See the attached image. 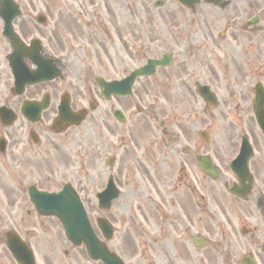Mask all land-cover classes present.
Here are the masks:
<instances>
[{
    "label": "flooded vegetation",
    "instance_id": "obj_1",
    "mask_svg": "<svg viewBox=\"0 0 264 264\" xmlns=\"http://www.w3.org/2000/svg\"><path fill=\"white\" fill-rule=\"evenodd\" d=\"M17 1L21 18L14 22L13 27L26 45L27 52H18L12 61L10 57L15 51L3 37V23L0 20V109L6 108L17 117L14 125L5 130L8 142L4 154H0V186L3 193L0 203L9 210L6 217L15 215L16 204L27 202V189L31 186L54 187L71 181L82 184L76 170L84 152L80 134L75 127L57 133L53 124L63 103L68 102L74 111H78L86 104L85 100L93 97L92 90L95 89L92 74L84 72L80 86L73 81V77L80 79V73L72 71L69 74L63 61H56L57 57L63 56V39L59 36L64 31L62 13L52 12L50 5L44 4L53 26L47 23L40 26L36 23V17L41 5L28 3L30 0ZM121 24L120 32H123L125 20ZM36 41L39 46L33 47ZM35 56L47 65L52 59L56 73L62 71L64 74L51 81L19 88L15 84L12 68L37 70ZM170 70L161 69L151 79L138 83L135 103L118 96L105 100L103 148L107 161L111 163L105 168L107 180L110 178L121 186L137 187L140 194L137 199L147 204L137 207V215L144 224L137 222L136 229L145 237L141 246L152 253L147 263L240 264V250L231 243L230 237L225 238L221 225L217 224V231L214 232L208 226V219L219 218L220 214L227 215L226 205L220 201L226 199V204H233L237 217H240V211L253 221L250 254L257 258L258 264H264V134L257 123V113L264 114V101L258 102L256 95L258 84L264 90V71L251 72V83L248 87L242 84L241 89L249 93L241 100V105L224 102L218 106L222 119L234 113L239 114L236 122H248L253 148L249 168L253 181L248 200L243 201L230 195L225 187L236 185L234 176H220V187L222 190L224 188L220 192H224V196H218L219 191L214 185L216 182L200 170L196 156L210 155L207 148L187 147L189 140L186 132L182 135L186 145L177 147L182 143V138L174 130L175 105L171 93L182 86L180 81L183 79ZM105 72L110 74V67H105ZM242 79L245 77H237V82ZM242 85L231 83L230 87ZM83 89L88 90L87 93L81 92ZM246 104V110L242 112L241 106L245 107ZM26 106L46 107L40 114L39 123L25 119L23 112ZM90 145L96 148V144ZM229 154L228 151L214 150L211 156L222 167ZM102 177L103 172H98L97 176L90 174V186L99 184ZM143 206L148 211H144ZM113 208L122 210L120 205ZM112 209L110 218L113 216ZM8 224L16 226L15 221ZM120 243L123 248L135 246L127 233ZM0 259L4 262L1 255Z\"/></svg>",
    "mask_w": 264,
    "mask_h": 264
},
{
    "label": "rangeland",
    "instance_id": "obj_2",
    "mask_svg": "<svg viewBox=\"0 0 264 264\" xmlns=\"http://www.w3.org/2000/svg\"><path fill=\"white\" fill-rule=\"evenodd\" d=\"M156 1L159 0H89V5L93 3H99L103 5L105 10L98 13V16L103 23H107L109 24V26L111 23L114 24V22L118 19H122L123 15H126L127 24L133 22L136 26V33L138 35H142V37H144L147 41L157 39L159 42H161L163 39H165L164 35L171 29L172 31L176 32V37H179V44H176L177 47L182 45V42L185 39L184 36L187 32H190L192 42H199L200 40L204 39V44L209 48L205 49L202 47V51L204 52L203 55L207 57L210 56V59L208 60L206 69L202 72H206L208 74L215 73L219 78H221V70H224V72L227 73L228 69H230L232 73H235L237 71V74H241L244 70L246 71L248 68V63L250 61H253V59H251L252 57L255 58L256 64L264 62V0H230L231 5L224 11H221L206 3H202L201 5L196 7L194 13H190L182 6L176 5L177 2L174 0H166L167 3L164 7L154 10L152 8V5ZM31 2L39 5H43V3L46 2L47 4H50L51 8L55 11L58 10L55 5L59 4V6L63 8L64 23V31L63 33L59 34V36L63 39V41H65L64 44H85L89 48L90 54H87L83 59H79V62H90L95 65V69L101 70L103 68V64L105 62L103 61V59H100L101 62L96 59L95 54L89 45H94L99 50L105 49L107 52L113 54V42L107 36L108 33H112L111 30H107V32L101 35L98 29L92 30L89 33L82 31L77 24L81 15L86 23H90V21H92L91 23H95L96 17L89 18L87 12L88 10H85L81 6H76L75 9L68 7L64 4L66 0H31ZM76 2H78V0H76ZM258 11L262 13V19L259 22V25H261V28H259L260 32H255V41H257L256 46L259 48L260 53H255L245 50V44L243 43V40L246 38L250 40V36L244 33H241L239 35L236 34V31H234L235 27L233 25V20L241 21L252 16L254 13L258 16ZM115 27L116 26L114 24V29ZM177 27L182 28L180 30L181 32L176 31ZM68 28H71V30L68 31ZM109 29H111V27H109ZM228 30L229 33L227 34L226 38L224 40H221L218 36L225 34ZM104 35H106L107 37H104ZM128 36L130 37L131 35ZM132 38H134V36H132L131 39ZM134 41L136 42L137 39H135ZM217 41L222 42V48H220L219 50H216L212 45ZM192 45L196 48L198 46L197 43H192ZM177 51L178 54H181V56H177L176 60H182L183 55L185 54L184 48H178ZM148 53L152 55L154 53V50H149ZM222 54H225V59H222ZM197 56L198 60L200 57V53H197ZM260 56L263 57L261 58ZM213 58H216V61L212 60ZM137 62L140 63L139 58L137 59ZM215 62L217 64H215ZM179 67H183L186 72H196V65L191 66L190 63H188L187 65L180 63ZM215 67L218 68L219 72L216 71ZM209 78L214 79V77L212 76H209ZM221 87L222 86H220V88ZM222 90H224V88ZM182 93H186L185 88H182L180 91L176 92V98L179 100L183 99L184 96ZM176 110V113H181L182 108L176 107ZM95 118L98 121H96V123L92 125L88 123V125L90 127L93 126L95 128H101V120H99L95 116L93 118L94 121ZM205 123L206 122L199 123V125L202 126ZM235 123L236 122L230 117L226 118V120L220 119L208 123V125L213 124L208 130L212 135V139H214V141L212 140L211 142L210 149L215 148L219 152L220 149H230L232 145L231 142L235 144V129L233 131V129L230 127V125H235ZM184 125L185 123L180 126ZM195 126L196 123L186 124L188 131H190L192 134L196 133L198 129H201L200 127L196 128ZM233 135L234 137H232ZM198 143L199 142L197 141V145ZM82 200L88 212L89 218L92 221V225L97 232L95 220L98 213L94 198H90V196H84L82 194ZM124 201L125 200H120L119 202L123 203ZM135 201V199H131L126 203V205H120V207L123 208L124 212L126 213H129V211L131 210L136 211ZM114 213L117 216L118 227H121L122 222L124 220H127L129 214H120L118 212ZM138 220L141 221L139 217ZM215 221L216 220L212 222L213 232L216 231ZM250 221L251 220H248L246 218L238 219L237 228L240 230V235H237L238 231H236L235 234L230 236L231 243H233L234 246H236L239 250L242 249V253L245 252L243 245H246L249 242V238L251 237V230L249 228ZM47 226L51 230L53 224ZM243 231H245L246 236L243 234ZM228 237L229 236H226L225 238ZM217 238L221 239L220 237ZM54 241L56 243H59L56 249H52L49 246L47 240L45 245L39 248L37 254L38 256H40L42 264L43 262L52 263V260H54L55 264H98L93 263L88 259L84 248H72L71 250L68 248L69 245L66 242L64 243V240L62 243L60 239L54 237ZM120 241L121 235L118 234L116 235L113 243H110L109 246L113 251H115L122 257L124 255H133V253L127 248L121 249ZM223 242L225 243V241ZM38 243L42 242L39 241ZM143 250H145L146 255L148 253L149 257L152 255V253L147 250L146 247L143 248ZM66 251H69L70 256H65ZM139 264H142V262H140Z\"/></svg>",
    "mask_w": 264,
    "mask_h": 264
},
{
    "label": "water",
    "instance_id": "obj_3",
    "mask_svg": "<svg viewBox=\"0 0 264 264\" xmlns=\"http://www.w3.org/2000/svg\"><path fill=\"white\" fill-rule=\"evenodd\" d=\"M82 219L84 221V217L83 216H82ZM84 223H85V227L82 225V226H80V229H82L83 231H88L86 222L84 221ZM69 231H70L69 235L72 238L76 239V237H74V235L76 234V231L75 230H71V229ZM85 240L87 241L90 253L92 255H95V258H101L104 262H106L109 255L107 254V251L104 249L103 245H99V247L97 245H95L94 244V240L89 235H87ZM113 264H116V263L113 262Z\"/></svg>",
    "mask_w": 264,
    "mask_h": 264
}]
</instances>
